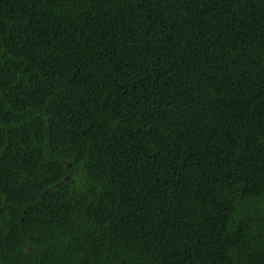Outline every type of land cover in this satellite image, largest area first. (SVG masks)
Masks as SVG:
<instances>
[{"label": "trees", "instance_id": "1", "mask_svg": "<svg viewBox=\"0 0 264 264\" xmlns=\"http://www.w3.org/2000/svg\"><path fill=\"white\" fill-rule=\"evenodd\" d=\"M0 264H264V0H0Z\"/></svg>", "mask_w": 264, "mask_h": 264}]
</instances>
